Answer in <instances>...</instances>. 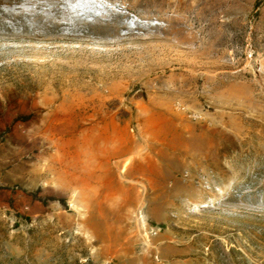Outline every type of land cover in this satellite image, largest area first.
<instances>
[{
	"label": "rangeland",
	"instance_id": "374dc122",
	"mask_svg": "<svg viewBox=\"0 0 264 264\" xmlns=\"http://www.w3.org/2000/svg\"><path fill=\"white\" fill-rule=\"evenodd\" d=\"M0 264H264V0H0Z\"/></svg>",
	"mask_w": 264,
	"mask_h": 264
},
{
	"label": "bare ground",
	"instance_id": "6f19581e",
	"mask_svg": "<svg viewBox=\"0 0 264 264\" xmlns=\"http://www.w3.org/2000/svg\"><path fill=\"white\" fill-rule=\"evenodd\" d=\"M124 168V167H123Z\"/></svg>",
	"mask_w": 264,
	"mask_h": 264
}]
</instances>
